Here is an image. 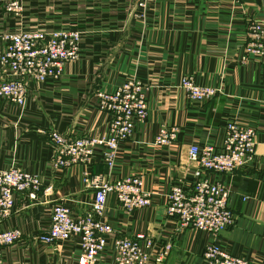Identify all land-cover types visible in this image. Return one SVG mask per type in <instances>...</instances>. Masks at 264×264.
I'll return each instance as SVG.
<instances>
[{"label":"crops","instance_id":"obj_1","mask_svg":"<svg viewBox=\"0 0 264 264\" xmlns=\"http://www.w3.org/2000/svg\"><path fill=\"white\" fill-rule=\"evenodd\" d=\"M11 1L24 7L20 18L7 11ZM138 1L0 0V35L19 24L82 31L81 57L59 79L30 83L24 106L0 98V171L19 168L41 180L37 199L19 194L9 215L0 210V229L18 232L17 241L3 248L0 264H76L75 241H36L50 228L55 203L82 215L94 199L83 178L86 166L58 169L47 134L53 129L71 139L107 134L108 115L99 109L98 92L113 91L127 77L144 82L147 119L120 143L114 167L97 152L91 172L112 181L142 176L151 203L127 212L110 195L105 219L123 236L171 242L163 264H207L203 253L213 237L180 228L168 217V195L178 183L193 188L197 165L190 160L191 146L219 145L227 122L235 119L256 130V151L245 168L212 175L230 186L229 207L237 217V224L221 233L220 244L264 264V55L243 60L251 26L264 21V0H157L145 17H138L144 13ZM6 74L0 73V82ZM187 75L220 92L206 102L190 100L181 86ZM171 127L178 128L175 144H156L160 130ZM111 257L109 250L101 260Z\"/></svg>","mask_w":264,"mask_h":264},{"label":"built area","instance_id":"obj_2","mask_svg":"<svg viewBox=\"0 0 264 264\" xmlns=\"http://www.w3.org/2000/svg\"><path fill=\"white\" fill-rule=\"evenodd\" d=\"M154 2L155 0H145L140 2V6L147 9ZM16 5V2L9 3V10L15 9ZM73 30L13 35L11 40L16 46L10 51V55L18 58L13 69H22L23 72H7L8 76L0 83V98L17 106H24L32 79L45 83L49 77L60 73L53 70L62 71L68 60L77 59L81 37L77 30ZM32 39L42 42L41 64H36L33 58L30 47ZM21 50H26L25 56L18 54ZM244 53L243 60L251 55H264V21L251 26L250 42ZM50 68L53 70H49ZM181 86L194 102L212 100L220 92L217 87L198 84L192 75L184 76ZM98 98L99 107L108 115L107 134L79 136L75 139L68 138L56 129L47 134L56 149L55 164L58 169H68L76 164L86 166L83 172L84 182L94 190L91 210L76 215L70 206L55 203L51 226L47 232L37 237V242L55 245L75 241L78 244L76 264H163L173 249L171 242L163 244L145 235H139L136 240L123 238L119 229L105 219L110 195H114L127 212L150 204L151 195L144 190L142 176L134 175L112 181L91 172L97 152L102 154L105 164L110 168L114 167L120 143L128 140L135 125L148 115L144 83L135 77L126 78L113 91L99 92ZM177 133L176 127L162 128L156 144L172 145ZM255 136L254 128L242 126L232 119L227 122L225 136L219 145L193 144L189 152L190 160L197 165L193 188L189 191L178 183L173 185L168 195V217L177 220L180 228L193 227L213 237V243L203 253L207 264H254L248 258L227 252L220 244L221 233L235 226L237 217L229 207L230 186L213 179L212 175H229L252 163L256 151ZM40 186L41 180L36 174L19 168L1 170L0 210L9 215L19 194L37 199ZM112 238L114 239L110 244ZM17 239V231L0 230V262L3 247L13 244ZM109 250L112 259L103 262L101 255Z\"/></svg>","mask_w":264,"mask_h":264},{"label":"rangeland","instance_id":"obj_3","mask_svg":"<svg viewBox=\"0 0 264 264\" xmlns=\"http://www.w3.org/2000/svg\"><path fill=\"white\" fill-rule=\"evenodd\" d=\"M157 0H155V2H156ZM12 3L14 2V1H11ZM11 2H9V3H11ZM154 2V3H155ZM8 3V4H9ZM19 2H17V5L15 6V9H12V10H9V8H8V4H7V6H6V8H7V11L8 12H15L16 11V16H17V18H20V16L22 15L21 13L23 12V6L22 5H20V4H18ZM154 3H153V5H154ZM138 5H140V1H138ZM139 7V6H138ZM140 8V7H139ZM141 10H144V13L141 11L139 14H138V17H145L146 16V12L148 11V10H145V8H140ZM146 11V12H145ZM21 23V22H20ZM19 24V23H18ZM20 26L19 27H17L16 28V30H14V31H10V32H6V33H2L1 35H0V39H1V43H0V72H23V70L22 69H18V70H14L13 68L16 66L15 65V62H17L18 61V58L17 57H13V56H11L10 55V51H12L13 49H15V46L16 45H13V42H12V40H11V38H12V36L13 35H18V34H25V35H34V34H36V33H39V31H42V32H51V31H56V30H59V29H64L63 27L62 28H54V29H51V30H45V29H42V28H40L39 26H34V25H32V26H28V24H26V25H23V24H19ZM74 28H77V27H73V26H71V29H74ZM78 29V28H77ZM74 31V30H73ZM77 32L80 34V37L82 36V31H80V30H77ZM250 42V40L247 42V44H246V46H245V49H246V47H247V45H248V43ZM41 46H42V42L40 41V40H36V39H32V40H30V47H31V52H33V58L35 59V62H36V64L37 63H39V64H41V55H40V53H41ZM69 48L71 47V46H68ZM80 48H79V57L76 59V58H73V59H70V60H68L67 61V63L64 65V67H63V70L61 71V70H53V68H50L49 70H53V72H60V73H58L57 75H55V76H51V77H49L48 78V80L45 82V83H47L50 79H59L61 76H62V74H63V72L65 71V69H66V67H67V65H70V64H73V63H76L79 59H80V57H81V45L79 46ZM8 51H9V53H8ZM19 53L18 54H22V56H25V53H26V50H21V51H18ZM245 52V51H244ZM256 56H258V55H256ZM12 78H14V77H12ZM127 78H132V77H127ZM5 80V79H4ZM124 80H126V78L124 79ZM123 80V81H124ZM3 81V80H2ZM1 81V82H2ZM0 82V83H1ZM31 83H34V84H38V85H41V84H44V83H39L37 80H35V79H32V81H31ZM144 83V82H143ZM144 90H145V94H146V87H145V85H144ZM101 92V91H100ZM99 93V92H98ZM146 98H147V102H148V97H147V94H146ZM148 107H149V103H148ZM99 109L102 111V109H101V107H99ZM148 116V115H147ZM147 116H146V118L145 119H143L142 121H140V122H138L136 125H135V128H134V131H133V133H132V135L134 134V132H135V130H136V128H137V126H138V124H140L141 122H143L144 120H146L147 119ZM161 131V130H160ZM160 133V132H159ZM158 133V134H159ZM178 134V133H177ZM132 135H131V137H132ZM131 137L129 138V139H131ZM176 140H177V138H176ZM176 140L174 141V143L173 144H175V142H176ZM172 144V145H173ZM172 145H169V146H172ZM163 146H165V145H163ZM77 165V164H76ZM82 165V164H81ZM83 172H84V170H83ZM151 203V202H150ZM150 205V204H149ZM148 205V206H149ZM107 206H108V203H107ZM91 207H92V203H91ZM147 207V206H146ZM144 208V207H143ZM141 209V208H140ZM91 210V209H90ZM135 211V210H134ZM133 212V211H132ZM1 230V229H0ZM49 230V229H48ZM47 230V231H48ZM46 231V232H47ZM42 234V233H41ZM40 235V234H39ZM38 235V236H39ZM123 238H129V237H126V236H123L122 234H120ZM139 235H145V236H147L146 234H139ZM138 235V236H139ZM37 236V237H38ZM149 237V236H148ZM113 239L114 238H112L111 239V241H110V244L112 243V241H113ZM136 239H138V237L136 238ZM136 239H134V240H136ZM17 241V240H16ZM15 241V242H16ZM36 241H37V238H36ZM14 242V243H15ZM6 246H9V245H6ZM5 246V247H6ZM4 248V247H3ZM2 256H3V254H2ZM238 256V255H237ZM242 257V256H241Z\"/></svg>","mask_w":264,"mask_h":264},{"label":"bare ground","instance_id":"obj_4","mask_svg":"<svg viewBox=\"0 0 264 264\" xmlns=\"http://www.w3.org/2000/svg\"><path fill=\"white\" fill-rule=\"evenodd\" d=\"M144 1H145V0H140V2H142V3H143ZM152 4H153V3H152ZM152 4H151V5H152ZM151 5H150V6H151ZM138 6H139L140 8H142V9L144 8V6H140V5H138ZM150 6H149V7H150ZM149 7H148V8H149ZM148 8H147V9L145 8V10H148ZM79 43H80V42H79Z\"/></svg>","mask_w":264,"mask_h":264}]
</instances>
